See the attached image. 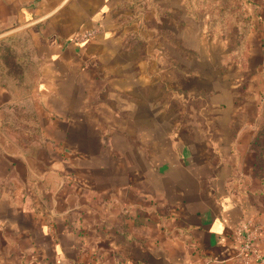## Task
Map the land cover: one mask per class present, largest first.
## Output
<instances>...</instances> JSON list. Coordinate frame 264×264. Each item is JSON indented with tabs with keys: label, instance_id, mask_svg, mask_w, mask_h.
Returning a JSON list of instances; mask_svg holds the SVG:
<instances>
[{
	"label": "crops",
	"instance_id": "crops-1",
	"mask_svg": "<svg viewBox=\"0 0 264 264\" xmlns=\"http://www.w3.org/2000/svg\"><path fill=\"white\" fill-rule=\"evenodd\" d=\"M250 16L230 49L182 0H0V48L35 70L29 93L0 57V264H264V0Z\"/></svg>",
	"mask_w": 264,
	"mask_h": 264
},
{
	"label": "rangeland",
	"instance_id": "rangeland-1",
	"mask_svg": "<svg viewBox=\"0 0 264 264\" xmlns=\"http://www.w3.org/2000/svg\"><path fill=\"white\" fill-rule=\"evenodd\" d=\"M250 4L251 0H182V6L189 14L208 16L210 32L225 40L230 49H239L248 44L250 31L254 28L250 16ZM23 47L1 46L0 57L11 79L21 82L24 86L20 87L30 93L35 79V70L32 69L33 60L26 53L25 46ZM30 108V102H28L24 107L25 115H30Z\"/></svg>",
	"mask_w": 264,
	"mask_h": 264
},
{
	"label": "built area",
	"instance_id": "built-area-1",
	"mask_svg": "<svg viewBox=\"0 0 264 264\" xmlns=\"http://www.w3.org/2000/svg\"><path fill=\"white\" fill-rule=\"evenodd\" d=\"M91 36L92 33H86L82 38L88 40ZM239 233L241 234L242 243L238 253V258L247 261L252 257H257V255H259L257 241L261 233V227L254 224L244 225V227L239 230Z\"/></svg>",
	"mask_w": 264,
	"mask_h": 264
}]
</instances>
